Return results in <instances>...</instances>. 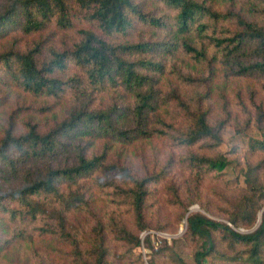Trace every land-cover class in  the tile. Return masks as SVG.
I'll list each match as a JSON object with an SVG mask.
<instances>
[{
  "label": "trees",
  "instance_id": "16d2710c",
  "mask_svg": "<svg viewBox=\"0 0 264 264\" xmlns=\"http://www.w3.org/2000/svg\"><path fill=\"white\" fill-rule=\"evenodd\" d=\"M74 11L97 29L64 46L53 37L72 28ZM136 25L149 29L130 39ZM248 77L264 78V0H0V249L36 236L46 264H111L114 242L142 264L134 248L150 228L149 186L175 157L198 178L220 174L223 130L238 120L226 91ZM252 119L264 121V104L245 125ZM161 143L162 166H135L132 153L146 146L156 158ZM251 147L264 152V138ZM262 176L249 166L245 182L264 198ZM164 192L184 219L179 185ZM256 212L228 220L252 227ZM186 221L192 264H264V210L246 234L201 214Z\"/></svg>",
  "mask_w": 264,
  "mask_h": 264
},
{
  "label": "rangeland",
  "instance_id": "374dc122",
  "mask_svg": "<svg viewBox=\"0 0 264 264\" xmlns=\"http://www.w3.org/2000/svg\"><path fill=\"white\" fill-rule=\"evenodd\" d=\"M83 15L82 11H74L72 28L57 32L53 39L62 42L64 46H69L78 39V29H97ZM134 27L129 35L130 39L141 34L144 37L149 29L143 25ZM23 39L29 40L28 37ZM112 39L121 40L120 37ZM263 85L264 78H240L237 81L233 80L226 91L229 109L233 117L238 116V120H228L223 130V142L218 147V151L226 157L228 165L217 177L206 175L198 178L194 170L187 168L186 164L175 157L168 167L166 178L156 185L149 186L144 211L150 228L140 233L141 246L134 248L136 254H141L142 264H176L177 258H182L187 264L193 263V254L198 249V242L186 236L185 228V218L191 214H201L227 224L242 234L250 233L257 228L259 217L264 210V198L254 195L249 190L245 182V173L249 166L255 165H259L264 172V152L253 150L251 147L252 140L264 138V121L257 123L252 119L249 126H246L245 122L247 117L250 118L254 114L256 105L264 104ZM215 97L213 96L211 102V117L221 119L225 114L221 109L220 101L214 99ZM240 103L246 106L249 115L242 113ZM159 147L156 158L150 155L146 146L143 150L140 147L137 152L131 154L132 162L138 168L145 165L150 168L162 166L168 157L170 147L163 143L159 144ZM177 152L184 151L178 149ZM258 178L264 181L263 176ZM171 181L179 185L182 202L187 207L184 219H181V214L184 212L182 206H172L167 202L164 187ZM250 198L254 202L247 201ZM250 204L252 205L249 206ZM248 207L257 211V221L252 227L244 224L235 226L228 220L230 213L241 216V212ZM219 237L217 235L219 250L229 251ZM111 244L114 247L111 264H139L133 257L121 255V248L116 243L111 242ZM47 259L45 250L41 248L39 238L36 236L33 244L24 239L16 240L10 246L0 249V264H46ZM214 261L221 263L217 259Z\"/></svg>",
  "mask_w": 264,
  "mask_h": 264
},
{
  "label": "water",
  "instance_id": "95a60500",
  "mask_svg": "<svg viewBox=\"0 0 264 264\" xmlns=\"http://www.w3.org/2000/svg\"><path fill=\"white\" fill-rule=\"evenodd\" d=\"M186 218H187V216H186ZM186 218H185V228H186V223H187ZM260 219H261V215L259 217V222H260Z\"/></svg>",
  "mask_w": 264,
  "mask_h": 264
}]
</instances>
